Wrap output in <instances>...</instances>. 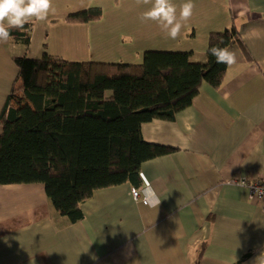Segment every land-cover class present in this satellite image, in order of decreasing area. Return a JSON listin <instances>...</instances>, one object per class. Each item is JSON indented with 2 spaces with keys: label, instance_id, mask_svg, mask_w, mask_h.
I'll return each mask as SVG.
<instances>
[{
  "label": "crops",
  "instance_id": "0c3cea01",
  "mask_svg": "<svg viewBox=\"0 0 264 264\" xmlns=\"http://www.w3.org/2000/svg\"><path fill=\"white\" fill-rule=\"evenodd\" d=\"M184 0H172L179 6ZM180 36L168 38L150 5L136 0H52L46 20L33 21L30 44L0 43V110L17 76L13 56L47 52L73 61L139 63L146 50L185 51L203 61L208 35L234 25L217 89L202 82L172 121L141 125L143 138L170 146L143 162L156 201H135L123 183L100 188L69 223L49 203L41 183L0 184V264H264V211L231 179H264V0H193ZM96 6L100 20L64 19Z\"/></svg>",
  "mask_w": 264,
  "mask_h": 264
},
{
  "label": "trees",
  "instance_id": "16d2710c",
  "mask_svg": "<svg viewBox=\"0 0 264 264\" xmlns=\"http://www.w3.org/2000/svg\"><path fill=\"white\" fill-rule=\"evenodd\" d=\"M102 15L91 6L64 21ZM32 26L11 30V37L28 46ZM236 34L234 25L211 32L203 61L170 50H146L139 63L73 61L47 52L13 56L17 76L0 110V184L41 183L70 224L83 218L81 204L95 190L139 186L141 164L174 150L146 141L141 125L172 121L202 82L219 88L227 65L217 64L209 49L228 48Z\"/></svg>",
  "mask_w": 264,
  "mask_h": 264
},
{
  "label": "clouds",
  "instance_id": "9594fccd",
  "mask_svg": "<svg viewBox=\"0 0 264 264\" xmlns=\"http://www.w3.org/2000/svg\"><path fill=\"white\" fill-rule=\"evenodd\" d=\"M137 5H150L141 15L142 21H155L168 38L175 40L181 34L195 8L193 0H184L177 9L172 0H136ZM53 11L52 0H0V43H6L11 30L22 29L31 20L44 21ZM217 64L236 63L235 53L227 48L209 49ZM156 204L159 200L155 201Z\"/></svg>",
  "mask_w": 264,
  "mask_h": 264
},
{
  "label": "built area",
  "instance_id": "2783aa9c",
  "mask_svg": "<svg viewBox=\"0 0 264 264\" xmlns=\"http://www.w3.org/2000/svg\"><path fill=\"white\" fill-rule=\"evenodd\" d=\"M141 184L132 186L130 194L135 201H140L145 205H153L156 201L150 182L140 173ZM230 183L239 184L245 187L249 194L259 200L261 208L264 211V179L248 181L245 178L231 179Z\"/></svg>",
  "mask_w": 264,
  "mask_h": 264
}]
</instances>
